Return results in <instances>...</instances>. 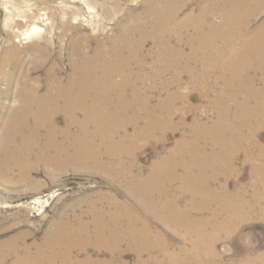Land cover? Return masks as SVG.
I'll return each instance as SVG.
<instances>
[{
    "label": "rangeland",
    "instance_id": "1",
    "mask_svg": "<svg viewBox=\"0 0 264 264\" xmlns=\"http://www.w3.org/2000/svg\"><path fill=\"white\" fill-rule=\"evenodd\" d=\"M176 1L184 4L174 15L175 21L197 14L202 6L223 2L0 0V144L10 126L14 94H21L25 82L48 98L52 85L69 82L78 53L94 54L98 44L105 50L99 69L105 68L108 50L124 37L127 26L147 20L150 32L151 9ZM220 16L212 15L210 21L221 26ZM263 23L264 7L242 37ZM192 27L171 32L173 48L169 47L166 61L169 64V55L174 53L181 61L177 66H165L160 73L157 52L163 50L158 40L129 33L126 39L133 46L145 41L137 60L125 69L126 81L118 72L109 81L110 89L103 86L104 96L98 93L96 100V94L93 99L87 97L88 104L101 101L104 105L95 110L97 114H116L114 123L126 122L115 135L114 142H121L125 150L119 158L109 154L108 145L99 139L94 141L106 148L102 147L98 158H57L56 146L46 145L39 136L22 167L0 162V248L8 253L6 264L40 247L49 252L46 235L60 221L73 229L85 227L89 235L56 244L55 249L67 255L58 256L55 264H157L167 257L172 258L171 264H264V120L255 117V106L264 98V67L249 62L246 67L250 69L239 70L241 76L233 81L229 96L222 93L223 77L230 78L231 72L223 68L208 72L199 51L197 59L193 58L199 40ZM30 31L34 33L28 37ZM35 41L40 48L33 45ZM171 96L175 97L173 103ZM140 104L150 111L140 109ZM58 121L63 125V116L59 115ZM152 125L157 127L148 128ZM148 131L152 132L142 135ZM167 157H172L174 165L163 170L160 163ZM184 174H189L188 180L182 179ZM150 177L161 190H154L146 200L130 185ZM173 207H178L182 217L171 213ZM97 219L112 226L113 239L111 233L108 241L96 237ZM132 226L147 233L146 248L139 254L131 238L115 241V236L128 233Z\"/></svg>",
    "mask_w": 264,
    "mask_h": 264
},
{
    "label": "bare ground",
    "instance_id": "2",
    "mask_svg": "<svg viewBox=\"0 0 264 264\" xmlns=\"http://www.w3.org/2000/svg\"><path fill=\"white\" fill-rule=\"evenodd\" d=\"M178 1H180V0H178ZM183 4L184 3H180V2L176 1V2L170 3V4L169 3L163 4V5H161V7H158L156 9H151L149 17H150V23H151L152 30L150 32L147 29V26H148L147 20L146 21L140 20L137 25H134L132 27L127 26V28L125 29L126 33H124V35H123L124 37H121L119 39V41H117V43L113 45L114 47L108 50L107 57L105 58L108 60L107 61L108 63L105 65V68H103V69H99V65H100V63H102V61H100V56L103 58L101 53L105 52V50L103 49V46L101 44L97 45V47L94 51V54L90 55L89 52L86 53L85 51H80L78 53L77 59L75 61H73V63L75 62V64H73V65L76 67V69H75V72L73 73L71 79L69 80V82L65 86H63L64 84L62 85L60 83H56V84L52 85L53 86L52 93L48 98H44V97L40 96L38 94V90L35 88L34 85H32V83L25 82L23 84L24 88H23L21 94H14L16 104L11 109L10 118H9L10 126L7 127L9 129L5 130L4 136L2 138L3 141L0 144V162H1V164H3V165L8 164L9 165V163H12L14 166L17 165L19 167H22L23 163L28 158L29 149H31L32 147L35 146V144H37L36 140L39 138V136L43 137L44 143L46 145H49V146L51 145L54 147L56 146L57 153L55 156L57 158L64 157V156H67L68 158H75V159H78V158H86V159L98 158V156L101 153L102 147L103 146L105 147L106 145L97 144L94 141L95 139H99L101 141V143L107 144L108 149H109V151H108L109 154L111 153V155L119 158L121 151H125V150H123L121 148V142H118V140L116 142H114L115 141V135H117L116 133H117V129L119 127L121 128L124 126L123 128H125L126 122L123 121V122L114 123V121L118 118V116L116 114H111V113H107V112H105V113L103 112L102 114H97L95 110H97V108H98V111H99V107H102L104 105H101V101L100 102L94 101L93 103L88 104L87 103V100H88L87 97H89V99H90V98H92V95L94 96L96 94L97 97L94 98V100H96L98 98V93H100V95H103L102 94L103 93L102 92L103 86L108 87L107 85H109V81L111 82V79L113 78L114 74H116L118 72L121 75L122 81L123 82L126 81L125 69L128 68L131 61L137 60V57H138L140 50H141V47L145 41V39H144V40L140 41L139 44H136V46H133V43L129 42L126 39V35H128L129 33H138V34H140V36H142L144 38L147 37V39H148L150 37H154L158 40V42L160 44L159 47H160V49L162 48V50H163V53L161 51L157 52V55L159 56V60H160V62H159L160 67H161V69L159 71V73H160L161 71H163L165 66H167L169 64L171 67L177 66V64L181 61V56L177 53L169 55V56H171L169 64L167 63L168 61H166V59H167L166 56L168 55V50H170L169 47L171 45L170 44V37H169L171 35V32L173 30L178 29V28L183 29L185 27H189V26L192 27L193 26L195 29L194 31L197 32V35L195 36V34H196L195 33L194 36H195V38H197L199 40V43L198 44L196 43L197 46H195L193 49L194 50V52L192 54L193 58H196L195 53L199 51L201 53V56L199 57V59H201V61L203 62L205 70L207 69V71H208L209 69H212V68H214V69L215 68H223L224 70H228V72H231L230 78H229V76L228 77L226 76L227 74L222 75V76H226V77H223L224 78L223 79L224 84H223V88H222V93H224L226 95H228L230 93L229 88L232 89L231 85H232L233 81L235 79L238 80V78H240L241 75L239 73L240 72L239 70H241V72H242V70H245L244 68L246 66L248 67L249 62L252 65L256 64V66H257V64H260L261 67L262 66L264 67V23L261 24L260 26H258V28H256L257 30L254 33L252 31L250 35H248L246 37L245 36L242 37V33L244 31H246L247 28L249 27V23H250L251 19L253 17L257 16V14L260 12V10L264 7V0H223V2L221 4L210 3V4H208L207 7L202 6L201 10H199L200 12H198L197 14L190 13L185 19H180L179 21H175L176 19L174 20L173 17L180 10V8L182 7ZM215 14H219L222 16L223 22H222L221 26L215 24L214 21H210L212 15H215ZM36 29L37 28L35 27V30ZM33 33H34L33 31H30L27 33V36L29 37ZM177 33H179V32H177ZM178 37H179V40H181V37L180 36H178ZM195 38H193V39L195 40ZM235 42H237V44ZM33 45L38 47L39 44L35 41L33 43ZM38 48H40V46ZM170 48H173V47H170ZM125 52H127V56H125L126 55ZM173 52H174V49H173ZM167 60H169V59H167ZM247 69H250V67ZM232 70H233V72H232ZM51 75L52 74H50V76ZM245 78H247V76ZM110 88H111V86L109 87V89ZM241 89H242V87H241ZM245 92H247V91H245ZM231 98H232V96H231ZM102 99L105 100L104 98H102ZM171 99H173L172 100V103H173L175 100V97H172ZM108 100H110V99H108ZM60 101H62V104H60ZM123 106H125L124 103L122 104L121 107H123ZM139 107H140V109L146 110L147 112L150 111L149 108L143 104H140ZM244 107H247V106H244ZM154 109H155V107H154ZM255 111H256L255 117H257L259 119L262 117L264 120V98L259 99L257 105L255 106ZM78 114H81L82 118H79ZM59 115H60V117L63 116V118H64L63 125H60V123L58 121ZM225 116L226 115H224V117ZM147 118H150V116H147ZM245 120H247V119H245ZM15 122L17 124L16 126L14 125ZM90 125H93L94 129L92 131L90 130ZM74 127L78 128L76 132L73 131ZM152 127H157V126L152 125V126H149L148 128H152ZM229 127L230 126H225V128H227V129H230ZM199 128H201V127H199ZM41 130H44V132L41 133ZM126 130H125V132H126ZM227 131H229V130H227ZM151 132L152 131L143 132L142 135L146 136L147 134H150ZM215 132H217V131H215ZM251 133H253V132H251ZM18 138L21 141L20 143H17ZM204 138H206V137H204ZM219 138H220V136H219ZM132 141L133 140H131V142ZM224 141H226V140H224ZM230 141H232V140H230ZM191 142H193V141H191ZM222 145H224V144H222ZM251 145H253V144L251 143ZM128 149H130V148H128ZM219 149H220V147H219ZM70 150L72 151L71 153H69ZM189 151H190V149H189ZM214 151L215 150H213V152ZM248 153H249V150H248ZM51 156H53V155H51ZM87 156L90 158H87ZM208 160H206V161H208ZM160 165L162 166L163 170H164V168H166V166L169 167V169H171L172 165H174L172 157L165 158L164 160L161 161ZM155 166H157V163ZM161 166H159V168H158L159 173H161V169H160ZM263 166H264V164H263ZM258 168H260V167H258ZM171 176H173V178L175 177V175L173 173H171ZM151 178L152 177L145 179L139 183L138 182L131 183V185H130L131 189L133 190V192L136 195H139V197L145 198L147 200V198H149V196L151 195V193L154 190H161L159 188V186H157L155 183L154 184L151 183ZM182 179L188 180L189 174H184ZM132 180H134V179H132ZM192 190H196V187L195 188L193 187ZM130 193H131V191H130ZM225 193H226V191H225ZM193 194H195V193H193ZM205 194H207V193H205ZM225 198H227V197L225 196L224 200H225ZM143 203H145V202H143ZM157 203L162 204V202H157ZM171 203H173V202H171ZM147 204H148V202H147ZM173 208H175V207H173ZM177 208L171 209V213L177 217H182L180 215V212L177 210ZM236 209H237V207H236ZM183 215H185V214H183ZM168 218H170V217H168ZM112 221H113V219H112ZM179 221H181V220H179ZM176 222H178V220ZM94 223H95V234L97 235L96 237H100L104 240L105 239L107 240L109 238L108 234L111 233L110 228L112 226L109 228L107 226V223L104 222L103 219L94 220ZM109 226H110V224H109ZM115 227H117V226H115ZM88 232L89 231L85 227H82L81 229H79V228L73 229V228H70L68 226V224H65V222H61V221L57 222L55 227L46 235V238H45V244H47L48 246L51 247L49 252H47V251L45 252L44 248L40 247L34 253H30V252L28 253L27 252V254H25V256L23 255L22 258H19L17 261H15L12 264H55V260L58 256L67 255L66 251H63L62 253L57 251L55 249V246H57L56 244H58V243L61 244L62 242H63L62 244H64L65 242H69V240L78 239L80 237H83V235H85V234L89 235ZM115 233H116V231H115ZM148 234H149V232H148ZM146 235H147L146 230L143 229V230L137 231L132 226L128 233L123 232V233H120L118 237L115 236V241H119L120 239L122 240L124 237L131 238L132 241L134 242V245L137 246V248L140 250L138 252V254H139V253H141V249L142 250L144 249V246L146 243V242H144V239H147V238H145ZM90 236H92V235H90ZM111 238H112V233H111ZM109 240H110V238H109ZM113 246H115V245H113ZM145 248H146V246H145ZM11 251L12 252L16 251V249H12ZM67 251L70 252L69 249H67ZM7 254L8 253L6 251H4L2 248H0V264H6L5 258L7 256ZM168 258L169 257L165 258V260L157 261V264H171L172 258H170V259H168Z\"/></svg>",
    "mask_w": 264,
    "mask_h": 264
}]
</instances>
